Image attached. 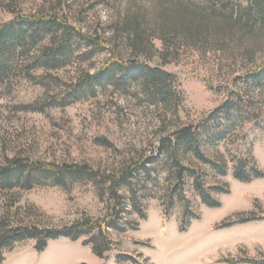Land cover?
<instances>
[{
  "label": "rangeland",
  "instance_id": "1",
  "mask_svg": "<svg viewBox=\"0 0 264 264\" xmlns=\"http://www.w3.org/2000/svg\"><path fill=\"white\" fill-rule=\"evenodd\" d=\"M28 15L65 20L104 46L73 38L55 69L32 68L48 39L15 56L0 83V163L16 157L87 166L95 175L61 183L41 177L30 190L0 191V213L43 229L86 219L115 218L117 226L108 230L105 258L93 252L90 236L62 237L43 252L34 240L21 242L2 264H118L120 256L139 264H264V177L242 182L233 170L254 159L264 173V79L244 78L264 65V0H0V24ZM148 67L168 75L159 89ZM226 101L241 105L244 116L216 115L211 133L226 131V139H204L202 152L211 160L223 154L227 175L193 163L220 203L211 208L190 183L183 189L168 176L157 150ZM151 158L128 185L116 186L115 215L117 195L105 177Z\"/></svg>",
  "mask_w": 264,
  "mask_h": 264
},
{
  "label": "trees",
  "instance_id": "2",
  "mask_svg": "<svg viewBox=\"0 0 264 264\" xmlns=\"http://www.w3.org/2000/svg\"><path fill=\"white\" fill-rule=\"evenodd\" d=\"M73 38L83 40L88 45L104 46L96 35L84 33L67 21L56 18L52 19L41 15L18 16L11 22L0 24V83L3 82L15 56L18 57V54L26 51L30 53L40 39H48V44L39 51H34L32 61L35 67L32 68H59V64L70 53ZM112 63L113 61H110L108 67ZM135 66L136 70H140L142 64L138 63ZM17 72L18 76L29 77V75H23L26 73L21 70H17ZM147 74L149 82L155 89H159V82L168 76L165 72L150 67H148ZM96 77H88L87 80H93ZM244 78L252 82L264 79V65H260L258 69L248 73ZM38 80L42 83V77H39ZM158 92L162 91L158 90ZM241 109V105L236 107L231 101H226L209 116L201 119L197 125L186 126L163 138L157 150L156 161L159 160L168 166V176L173 177L176 184H181L183 189L190 183L202 203L211 208L219 207L220 203L206 188L205 176L193 166V163L197 160L207 164L212 171L220 176L227 175L230 161L223 154H218L215 160H211L203 154L202 147L205 144L204 139L208 140L216 135V133L212 135L210 130V124L216 115L228 116L231 112H240V115L244 116ZM225 132L218 133L215 141H224L226 139ZM153 161L154 159L151 158L141 163H134L120 176L110 174L105 177L110 180L113 186L112 193L117 195L115 215L120 212L121 202L117 187L128 185L130 178L146 170L147 165ZM233 170L236 179L242 182H251L264 177V173L259 171L254 159L252 162L240 159L234 163ZM67 175L91 177L95 173L87 166H55L15 157L8 159L5 163H0V191H13L17 188L30 190L36 180L41 177L53 176L58 183H61V180ZM213 190L217 194L229 192L228 189L222 187H214ZM7 214L8 210L5 213H0V264L6 260V254L21 242L34 240L37 251L43 252L49 241L62 237L77 241L85 236H90L88 244L92 246L93 252L98 257L105 258V254L111 251L108 230L115 229L117 226L115 218L98 221L86 219L77 221L63 230L43 229L35 225L12 224ZM122 258L139 264L130 257L121 256L117 258L118 264H122Z\"/></svg>",
  "mask_w": 264,
  "mask_h": 264
}]
</instances>
